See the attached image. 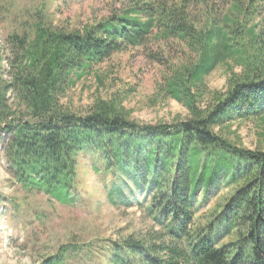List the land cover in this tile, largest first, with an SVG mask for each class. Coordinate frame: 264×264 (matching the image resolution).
<instances>
[{"label": "trees", "instance_id": "1", "mask_svg": "<svg viewBox=\"0 0 264 264\" xmlns=\"http://www.w3.org/2000/svg\"><path fill=\"white\" fill-rule=\"evenodd\" d=\"M211 2L133 0L72 30L40 4L4 39L10 56L0 55V130L9 138L14 181L25 193L70 205L77 158L96 155L102 171L118 174L128 188L112 182L109 204L135 208L148 221L108 246V264H264V149L224 135L234 122L251 120L264 136L263 32L238 1L221 14ZM198 4L196 16L191 8ZM151 38L182 46L184 58L165 68L155 96L179 103L185 119L139 123L116 98H97L83 114L61 103L93 66ZM222 63L226 90L207 92L204 77ZM201 189L215 196L223 190L204 212L209 216H196ZM74 252L61 245L42 264H63Z\"/></svg>", "mask_w": 264, "mask_h": 264}, {"label": "rangeland", "instance_id": "2", "mask_svg": "<svg viewBox=\"0 0 264 264\" xmlns=\"http://www.w3.org/2000/svg\"><path fill=\"white\" fill-rule=\"evenodd\" d=\"M155 1L175 3L178 0ZM230 1L233 0H213L212 8L221 14L229 8ZM236 1L241 3L243 11L249 10L259 21L264 39V0ZM132 3L133 0H0V55L5 59L10 56L5 37L27 12L35 11L40 4L46 6L56 23L72 30L120 12ZM201 5L204 4L191 8L194 15L200 14ZM183 58L181 45L151 38L146 46L128 48L93 66V70L78 79L60 101L68 109L83 114L97 98H116L121 100L126 111L129 110L130 119L139 123H173L176 119H185L186 110L179 103L155 96L162 85L165 68L171 66L172 61L175 64ZM5 59L1 62L3 76L9 79ZM227 76L225 64H219L204 77L206 91L224 92ZM11 94L9 102L13 104L14 94ZM255 124L251 120L234 122L224 135L244 148L264 149V136L259 134L261 129ZM8 141L6 133L0 130V264H42L46 257L56 254L59 246L66 244L74 246L76 253L67 255L63 264H108V246L112 242L120 241L131 232L142 231L148 225L139 210H117L107 202L105 191L112 182H118L123 190L128 188L118 174L111 176L102 171L103 163L96 155L84 153L77 158L72 204L58 203L42 192L25 193L9 172ZM93 165L99 173L92 169ZM222 192L219 189L216 196L214 192L199 193L196 216H209L204 212L220 202ZM202 195L205 196L203 204L200 202Z\"/></svg>", "mask_w": 264, "mask_h": 264}]
</instances>
